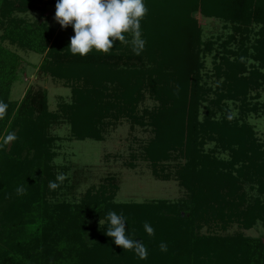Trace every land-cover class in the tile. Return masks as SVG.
Returning a JSON list of instances; mask_svg holds the SVG:
<instances>
[{
  "label": "trees",
  "instance_id": "obj_1",
  "mask_svg": "<svg viewBox=\"0 0 264 264\" xmlns=\"http://www.w3.org/2000/svg\"><path fill=\"white\" fill-rule=\"evenodd\" d=\"M57 2L0 0V17L10 20L2 40L46 53L41 71L72 88V101L63 112L77 139L103 140L109 118L127 117L151 126L155 135L143 148L144 158L165 180L172 176L166 171L173 166L172 177L188 196L176 203L115 204L116 185L110 184L109 195L104 188L89 191L77 206L46 202L47 211L40 213L24 203L14 205L17 201L12 198L14 206L7 214L17 211L20 217L8 223L0 219L1 244L6 246L0 264H264L262 239L241 231L219 234L233 223L243 230L257 224L264 228V143L247 121L249 114L259 111L252 103V92L264 85V0H145L148 13L141 21L138 43L128 33L108 53L93 51L87 56L67 49L75 35L72 26L58 31L49 25V17L35 24L14 17L15 12L43 11ZM196 13L230 23L233 34L228 43L241 38L237 49L225 48L222 55L214 56L215 89L205 80L209 75L203 72L201 58L208 50ZM21 62L17 52L0 43V102L4 104ZM146 93L158 105L141 112ZM228 101L239 102L236 117ZM16 105L12 104V111L18 106L15 119H22L29 130L22 147L31 148L32 137L33 142L43 143L39 157L28 163L33 178L40 179L43 165L46 170L55 154L52 141L43 142L38 131L45 132L59 115L48 111L46 93L32 89ZM203 106L206 112L199 119ZM213 142L228 152V158L207 148ZM15 157L14 153L7 156V171L14 168ZM41 181L46 189L54 182L49 174ZM246 185L256 192L254 197L248 195ZM5 204L0 203V212L9 208ZM109 211L127 217L126 230L131 229L148 248L146 260L117 246L105 234L107 225L94 229V222L106 219ZM75 215L80 221H72ZM146 222L155 229L154 235L144 230ZM203 227L210 233H199ZM162 242L168 245L167 252L160 250Z\"/></svg>",
  "mask_w": 264,
  "mask_h": 264
},
{
  "label": "rangeland",
  "instance_id": "obj_2",
  "mask_svg": "<svg viewBox=\"0 0 264 264\" xmlns=\"http://www.w3.org/2000/svg\"><path fill=\"white\" fill-rule=\"evenodd\" d=\"M56 5L47 6L43 11H29L25 13L15 12L14 17H20L30 23H37L45 17H49V25L60 30L61 25L57 22ZM200 25L203 29L204 48L208 51L201 58L205 67L203 69L205 80L209 86L216 88V79L214 70V56L222 55L225 48L237 49L239 47L240 36H237V41L228 43L229 36L233 34V27L225 20L216 18H207L200 13H196ZM8 18L0 17V43L7 46L11 50L17 52L21 58V66L18 72L17 80L12 84L8 100L5 102L7 108L2 113L4 121L3 135L0 138V203L8 209H3L0 212L1 221L8 223L9 221L19 220V214L10 212L9 209L14 205H28L35 207L39 213L46 212L45 203L65 202L70 205H79L86 197L89 191L97 192L99 189H109L107 195L110 194V184L116 185L113 203L115 204H141L148 202H156L165 200L169 203L177 201L188 196V192L183 188L179 181L172 177L174 176V167L171 166L166 172L172 176L165 180L163 177H158L153 172V167L150 161L143 156V148L154 137L155 133L149 125H139L132 122L127 117L120 120H110L103 131V140L87 138L84 140L77 139L72 133L71 123L63 112V106L70 104L72 101V88L63 80H58L52 75L41 71V65L45 55L38 54L34 51H29L19 48L17 45H12L8 40H2L5 28L10 24ZM259 26L255 25V30ZM254 43V35H252ZM131 41L139 42L140 36L133 34ZM233 59V56H231ZM254 62L253 60H249ZM29 89L34 92L46 93V105L48 111L59 115V119L50 124V127L45 132H39L43 137V142L51 140V151L55 154L53 160L48 164L45 170L43 165L40 179H35L32 176V171L28 167V163L32 165L34 158L39 157L38 151L43 143H38L35 139L32 147H22L21 143H25L29 130L26 125H23L22 119H15L17 108L21 101L25 98ZM259 94V95H258ZM252 103L257 105L259 111L249 114L247 121L254 127L257 138L260 143H264V85L252 92ZM258 95V96H255ZM211 94V98H214ZM19 103V104H18ZM12 104H17L12 111ZM158 103L146 93L145 100L140 105V111L153 110ZM239 102L228 101L232 117H236L239 109ZM206 109L204 106L201 109L199 119H203ZM13 137L9 139V137ZM5 143V147L3 144ZM44 146V145H43ZM24 148V149H23ZM207 148L217 150V153L222 158H228V152L224 153L218 144L213 142L207 145ZM23 149V151H21ZM21 151V152H20ZM11 153L16 155L11 166L14 168L7 171V156ZM19 154V156H17ZM7 161H4V159ZM171 165V164H170ZM18 168V169H16ZM50 175L52 179L58 183V187L53 190L50 187H42V177L46 179V175ZM170 174V175H171ZM59 175L64 176L62 182L57 181ZM23 176V179L21 178ZM18 185H23L26 189V194L20 196L16 192ZM246 191L249 196L254 197L256 192L249 189L246 185ZM17 201L11 205V199ZM22 199L23 202L20 201ZM43 207V209H41ZM73 210H76L73 209ZM72 213L74 214V211ZM68 215V214H66ZM78 215L72 218V221H80ZM0 221V222H1ZM100 221H102V226ZM69 224H71L69 222ZM94 229L97 231L101 227L107 225V220L103 217L94 222ZM68 226V225H67ZM61 227V226H60ZM3 229L0 227V253L1 249L6 246L1 244L3 241ZM93 229V230H94ZM243 232L245 235L253 238H259L264 241V228L261 224L249 230H243L238 223H233L229 228L219 234H234ZM50 231H46L49 234ZM201 234L210 233L209 228L203 227L198 231ZM91 239L93 235L90 236ZM95 240V239H94ZM1 256V255H0Z\"/></svg>",
  "mask_w": 264,
  "mask_h": 264
},
{
  "label": "clouds",
  "instance_id": "obj_3",
  "mask_svg": "<svg viewBox=\"0 0 264 264\" xmlns=\"http://www.w3.org/2000/svg\"><path fill=\"white\" fill-rule=\"evenodd\" d=\"M148 13L145 0H58L56 4V20L65 29L72 26L75 35L71 38L67 49L73 55L87 56L96 51L108 53L117 41H124L125 34H138L141 21ZM7 105L0 102V113H4ZM13 137H9L12 139ZM63 175L57 177L62 182ZM57 182H50L49 187L55 190ZM18 195L26 194L23 185L16 188ZM106 235L125 250L133 251L141 260L148 258V248L142 240H138L132 230H126L127 217L115 211L106 214ZM102 226V221H100ZM149 236L155 229L149 223L144 224ZM162 252L168 251L166 243L160 244Z\"/></svg>",
  "mask_w": 264,
  "mask_h": 264
}]
</instances>
